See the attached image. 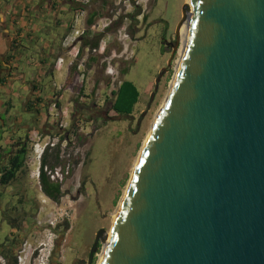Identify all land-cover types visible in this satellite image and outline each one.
I'll list each match as a JSON object with an SVG mask.
<instances>
[{
	"label": "water",
	"instance_id": "water-1",
	"mask_svg": "<svg viewBox=\"0 0 264 264\" xmlns=\"http://www.w3.org/2000/svg\"><path fill=\"white\" fill-rule=\"evenodd\" d=\"M188 1L174 83L99 264H264V0Z\"/></svg>",
	"mask_w": 264,
	"mask_h": 264
},
{
	"label": "rangeland",
	"instance_id": "rangeland-1",
	"mask_svg": "<svg viewBox=\"0 0 264 264\" xmlns=\"http://www.w3.org/2000/svg\"><path fill=\"white\" fill-rule=\"evenodd\" d=\"M107 2L104 16L93 24L94 31L89 29L91 35L109 27L99 43L105 50L102 54L83 51L82 83L78 74L70 73L65 84L66 68L39 79L44 95L65 84L56 110L40 103L29 106L26 112L21 109L19 99L27 93L21 82L24 75L9 82L11 90L0 88L1 120L6 118L3 109L9 100L13 107L8 115L19 122L15 133L0 130L4 149L0 155L5 152L6 137L27 142L24 167L7 186L0 185V249L8 258H15L16 264L99 263L102 235L111 229L112 213L118 209L134 162L173 82L180 59L177 27L186 0ZM99 5L100 1L88 4L86 13ZM62 20L64 29L59 33L70 39L73 33L66 28L73 16L62 14ZM91 58L96 61L91 62ZM21 72L29 76L27 70ZM120 82L130 84L137 93L131 113L126 115L109 107ZM76 103L92 108L91 115L79 122L66 143L60 135L65 131L58 124L70 126ZM104 112L108 114L103 120ZM36 118L46 123L38 130L41 145L49 139L60 142L57 161L55 150L46 155L47 173L51 172L48 177L59 184L62 193L58 201L42 192L37 176L41 169L32 148L37 133L31 123ZM26 136L32 140L26 141ZM100 230L101 239L92 249ZM9 249H13L12 254ZM5 254H0L1 264H7Z\"/></svg>",
	"mask_w": 264,
	"mask_h": 264
},
{
	"label": "crops",
	"instance_id": "crops-1",
	"mask_svg": "<svg viewBox=\"0 0 264 264\" xmlns=\"http://www.w3.org/2000/svg\"><path fill=\"white\" fill-rule=\"evenodd\" d=\"M82 1L83 4L79 0H0V88L11 90L8 87L9 82L24 75L25 78L21 79V82L27 87V93L19 99L24 112L29 110L26 105L30 101H33L32 106L39 103L49 105L56 93L53 88L48 95H44L39 79L53 76V62L62 53V40L65 38V34L59 33L65 24L62 14L73 16L76 9L87 12L86 5L90 4L91 0ZM86 18L87 13L85 21ZM69 25L68 21V32ZM20 70L29 72L28 80ZM35 100H39L38 103ZM7 102L9 103L5 104L3 109L6 118H0V130L3 132L6 128L15 133L19 122L17 117L8 115L13 106L9 100ZM39 120L36 118L31 123L41 130L46 123L43 119ZM24 128L29 129L28 126ZM2 138L0 136V139ZM5 141V152L0 159L2 163L6 161L7 152L14 149L13 146L19 139L15 141L6 137L3 139L4 143ZM3 150L0 146V153H3Z\"/></svg>",
	"mask_w": 264,
	"mask_h": 264
},
{
	"label": "trees",
	"instance_id": "trees-1",
	"mask_svg": "<svg viewBox=\"0 0 264 264\" xmlns=\"http://www.w3.org/2000/svg\"><path fill=\"white\" fill-rule=\"evenodd\" d=\"M97 1H100L99 7L96 9H93L87 13V18L85 21L86 24V33L83 37L80 38V55H82L83 50L85 48L89 49H95L98 47L101 39L107 34V32L110 30L109 27H107L103 32L101 33H95L93 35L89 34V28L100 18L104 16V9L107 6V0H91L90 4H94ZM87 6V5H86ZM85 6V7H86ZM77 10V9H76ZM138 15V14H137ZM145 20V17H143ZM95 58H91V62H95ZM75 68L71 69V72H74ZM127 70L123 71V75L126 74ZM122 82V81H121ZM119 83L118 88L115 90V92L112 94L114 96V100L111 101L109 107L110 111H115L117 114H128L131 113L132 108L136 102L137 99V93L135 92L134 88L127 83ZM39 100H35L36 103H38ZM33 101H30L27 103V108L31 106ZM106 110V109H105ZM104 110V111H105ZM108 112H106L105 115H107ZM86 118H83V120ZM79 121L76 122V124H71L70 128L66 130V136H63V139L65 137L69 139V135L75 134V131L77 130V124ZM26 141L29 140V137H25ZM14 149L12 151L7 152V158L4 163L0 161V185L1 186H7L11 181H13L16 178V175L22 170V168L25 165V160L27 156V142L23 143L18 141L14 146ZM58 146L55 148V154L54 160L57 161L58 159ZM48 151L45 152V155L42 157L41 164H40V174H39V183L41 185L42 192L51 200L58 201V199L61 197V190L60 186L57 183H52L50 181V177L46 175L44 172V168L47 167L48 162H46V155ZM1 159V155H0ZM48 168V167H47ZM53 167L51 166V169ZM10 250V249H9ZM13 251V249H12ZM12 251L10 250V253L12 254ZM7 264H16V259L12 257L8 258L7 253L5 254ZM11 259V260H10Z\"/></svg>",
	"mask_w": 264,
	"mask_h": 264
},
{
	"label": "built area",
	"instance_id": "built-area-1",
	"mask_svg": "<svg viewBox=\"0 0 264 264\" xmlns=\"http://www.w3.org/2000/svg\"><path fill=\"white\" fill-rule=\"evenodd\" d=\"M80 3L83 4L82 0H79ZM87 3V2H86ZM85 15L86 12L82 9H78L75 10L73 12V20L69 26V30L72 31V36L69 39L68 36H65V38L63 39L62 42V53L61 55H59L58 57H56V59L53 62V68L56 71H60L62 68H66L67 70V78L65 80V84L67 79L69 78L70 73H75L79 75V81L80 83H82V77H83V72H82V68H83V57H81L82 55H80V38L83 37L86 33V25H85ZM79 24L80 27H79ZM90 28H92L91 30L94 31L95 26L92 25ZM89 28V29H90ZM94 33H92L91 35H93ZM67 39H69L67 41ZM105 50V46L103 44H99L97 48L95 49H89V48H85L83 51L84 52H92L94 54L99 53L102 54ZM74 69V72H71V69ZM76 80H78V77H75ZM64 85L59 86L57 88H55V94L53 95V97L51 98V102L49 104V107L53 108L54 110H56V108L58 107V103L59 100L61 98V92L64 90ZM81 85V84H80ZM59 113L61 111H58ZM61 118V114H59V116ZM77 120H75V122L73 124H76ZM80 122V121H79ZM58 128L65 131L63 134H60L61 136H66V130H68L70 128V126H68V128L66 126H64L61 122V124H58ZM79 127V123L77 124V129ZM36 136H35V140L32 141V148L33 151L38 159V163H39V169H40V164H41V160H42V156L44 155V153L46 151L51 152L54 151L55 148L58 146L59 147V143L60 142H54L53 139L52 140H47L46 142H44L41 145V137L42 135L39 134L38 128L36 129ZM67 138L65 137V139H63V142L67 143ZM29 140L31 141L32 139L29 137ZM44 172H46L47 175H49L51 172L47 173V167L44 168ZM40 174V170H38L37 176L39 177ZM51 177V176H50Z\"/></svg>",
	"mask_w": 264,
	"mask_h": 264
},
{
	"label": "bare ground",
	"instance_id": "bare-ground-1",
	"mask_svg": "<svg viewBox=\"0 0 264 264\" xmlns=\"http://www.w3.org/2000/svg\"><path fill=\"white\" fill-rule=\"evenodd\" d=\"M186 4L189 5V1H188V0H186ZM188 16H189V12L187 13V18H188ZM187 30H188V24H187V22L182 23L181 26H180V28H179V31H178V33H179V42H180V48H179L180 59L178 60V63H177L176 72H177V70H178V68H179V65H180V62H181V58H182L183 53H184V49H185V45H186V41H187V36H188V32H187ZM175 75H176V74H175ZM175 75H174V78H173V82L171 83L170 89H171V87H172V85H173V83H174ZM170 89H169V91H168V93H167V95H166V97H165V99H164V102H163V104H162L160 110H159L158 113L156 114L155 119L157 118L159 112L161 111V109H162V107H163V105H164V103H165V100H166V98H167V96H168V94H169V92H170ZM155 119H154V121H155ZM154 121H153V124H154ZM153 124H152V126H153ZM152 126H151V128H152ZM151 128H150V129H151ZM149 132H150V131H149ZM148 135H149V133H148ZM148 135H147V137H148ZM147 137H146L145 141L143 142L142 148H143V146H144V144H145V142H146V140H147ZM142 148H141V150H142ZM140 152H141V151H140ZM139 155H140V153H139ZM139 155H138V157H139ZM138 157L136 158V160H135V162H134V165H133V168H132V171H131V175H132L133 170H134V168H135V166H136V163H137ZM131 175H130V177H131ZM129 180H130V179H129ZM128 183H129V181H128ZM127 186H128V184H127ZM126 190H127V187H126V189H125V192H124V194H123V197H124V195H125V193H126ZM123 197H122L121 200H120L119 206H120L121 203H122ZM119 206H118V209H119ZM118 209H116V211H115L114 213H112V224H113V222H114V220H115V217H116V215H117V213H118ZM111 227H112V226H111ZM110 234H111V229H110L107 233H104V234L102 235V240H103V242H104V243H103V253H104V250L106 249V247H107V245H108V243H109V240H110ZM103 253H102V255H103ZM102 255L100 256L101 258H102ZM101 258H100V260H101ZM99 262H100V261H99ZM98 264H99V263H98Z\"/></svg>",
	"mask_w": 264,
	"mask_h": 264
},
{
	"label": "flooded vegetation",
	"instance_id": "flooded-vegetation-1",
	"mask_svg": "<svg viewBox=\"0 0 264 264\" xmlns=\"http://www.w3.org/2000/svg\"><path fill=\"white\" fill-rule=\"evenodd\" d=\"M90 109L92 110V108H88V106L87 105H80V104H77L76 103V105H75V111H74V114L73 115H75V118H73L72 119V121H71V123H70V125L73 123V120H77V121H82L83 120V118H87L89 115H91V111H90ZM106 112H104L103 113V115H102V119L104 120L105 118H106ZM36 129L38 128V127H36V126H34ZM46 174V173H45ZM47 175V174H46ZM52 183H55L53 180H50ZM1 251H2V253L3 254H5L4 252H3V250H2V248H1V250H0V254L2 255V253H1Z\"/></svg>",
	"mask_w": 264,
	"mask_h": 264
}]
</instances>
